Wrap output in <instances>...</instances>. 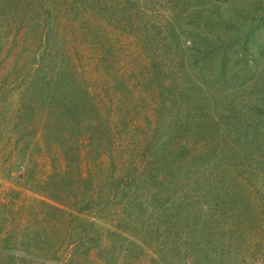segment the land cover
<instances>
[{
  "label": "rangeland",
  "instance_id": "rangeland-1",
  "mask_svg": "<svg viewBox=\"0 0 264 264\" xmlns=\"http://www.w3.org/2000/svg\"><path fill=\"white\" fill-rule=\"evenodd\" d=\"M263 17L264 0H0V264H264V130L230 137L247 116L225 117L255 100ZM256 24L255 76L209 85L220 102L202 83L217 130L193 137L192 76L214 67L193 55L224 53L228 75Z\"/></svg>",
  "mask_w": 264,
  "mask_h": 264
},
{
  "label": "trees",
  "instance_id": "trees-1",
  "mask_svg": "<svg viewBox=\"0 0 264 264\" xmlns=\"http://www.w3.org/2000/svg\"><path fill=\"white\" fill-rule=\"evenodd\" d=\"M264 19V17H263ZM261 25L256 24L255 26H253L249 31H247L241 39H239V49L237 51L236 54V60H235V64L234 67L230 69V73L228 75H226V69H225V63H227L226 61L228 60L225 57V54H222V58L220 56H213V54L211 56L208 57L209 52L205 53L204 56H202L201 58L194 56L193 55V59H192V63L194 64V67L199 63V59L201 60V64L202 63H207V66H211L214 65V67H212L211 69L209 68V70H205V71H199L198 75L195 74L196 76H192L193 78L196 79H200L197 80L196 82L198 84H194V82H192L191 84L194 86H191V88L189 89L190 93H192V101H194V105L193 107H195V110H198V117H192L191 118V114H188L189 117H186V121H191L190 123V127H191V134L193 137H206L209 136L211 134L212 129H214V132L217 130V127L215 126V124H212L213 118L211 113L208 110V106H209V102L206 103L204 101V97H206L207 91H205V88L200 86L202 83L203 85H207V90L210 89V93L212 92V96L213 102H220L221 101V97L224 95L222 92H220L219 94V88L218 89H213V87H210L209 85L213 84L214 85H219L218 87H225L224 85L227 84V82H231L234 86V90L239 91L238 88H236L235 86H238L244 82H249L252 76H255V73L252 74V76H248L246 74V67L249 65V62L252 60H255V53H252L251 56H249V54H246V50L248 47V43H249V38H251V42H255V37L258 36V30L261 31ZM263 28V27H262ZM255 31V32H254ZM264 31V30H263ZM264 33V32H263ZM262 35V34H261ZM263 36V35H262ZM257 47L258 46H263L264 45V36L262 37L261 40H257L256 42ZM194 46V44L192 45ZM196 51L199 50L198 48L195 49ZM200 53V52H199ZM215 58V59H214ZM215 64L219 66L218 68H215ZM191 65V64H189ZM203 66V64H202ZM216 69V70H215ZM195 70V69H194ZM216 71V72H215ZM219 71V72H217ZM243 72V73H242ZM204 73V74H203ZM189 76V75H188ZM262 80L258 79L257 77H255V82L252 85H256V88L260 91L259 93L257 92L258 90L253 89L251 90V94L255 95V100L252 102V104H250V108L247 109V111H243L244 107L241 108H236V103L232 104V106H230V110L229 113L225 116L227 117V122L229 120H231V122L235 123L236 119H235V114H237V112H242L247 116V119L245 118V122H243L242 125L237 126L236 129V124H235V129H230L229 128V135L231 137L233 132L236 131H241V134H244L245 137L246 136H251L252 139H258L257 136H259V132H260V127H263L264 130V72L261 74ZM209 80H213V82H208ZM259 80V81H258ZM217 82V83H216ZM225 83V84H224ZM174 90L176 87H173ZM178 89V88H177ZM211 89H213L214 91H212ZM250 89V88H249ZM187 90L188 88L184 89V87H182L181 89L178 90V95H184L187 97ZM216 90V91H215ZM221 90H224L223 88H221ZM250 92V91H249ZM204 96V97H203ZM226 99V98H225ZM223 101V100H222ZM225 101V100H224ZM253 111V113H255V115H258L257 117L259 118H252V114H250L248 112V110ZM262 115V116H259ZM203 116V117H202ZM254 121V122H253ZM180 126V125H179ZM179 126H176V128L178 129ZM215 126V127H214ZM251 131H253V133H251ZM209 133V134H207ZM262 133H264V131H262ZM216 148V144H214L213 149ZM232 148V147H231ZM178 149H181L182 151H180L178 154L183 155V154H187L188 151H190L189 149H187L186 146H179ZM185 153H184V152ZM172 151H167L165 155H170ZM233 148L230 151V156L229 158L234 157L233 156ZM165 157V156H164ZM196 157H193L192 159L195 160ZM167 164V163H165ZM187 170V169H186ZM261 178H264V172L261 175ZM230 187H232V192H228L229 195H231L230 197V202L234 201V200H238L236 197H238V195H241L243 192H239L238 191V187L239 186H235V185H230ZM242 191V190H241ZM227 195V196H229ZM236 196V197H235ZM242 196H239V198ZM220 199L219 200H215V203L213 204L214 207L218 208V205L220 203ZM227 201V200H226ZM251 220H253V218H249V222H251ZM195 234V231H193Z\"/></svg>",
  "mask_w": 264,
  "mask_h": 264
}]
</instances>
